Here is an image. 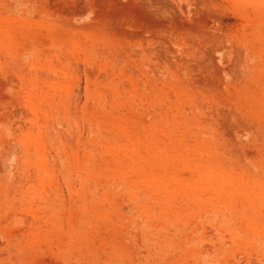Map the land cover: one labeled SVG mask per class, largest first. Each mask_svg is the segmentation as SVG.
Returning a JSON list of instances; mask_svg holds the SVG:
<instances>
[{
	"label": "rangeland",
	"instance_id": "obj_1",
	"mask_svg": "<svg viewBox=\"0 0 264 264\" xmlns=\"http://www.w3.org/2000/svg\"><path fill=\"white\" fill-rule=\"evenodd\" d=\"M0 264H264V0H0Z\"/></svg>",
	"mask_w": 264,
	"mask_h": 264
}]
</instances>
